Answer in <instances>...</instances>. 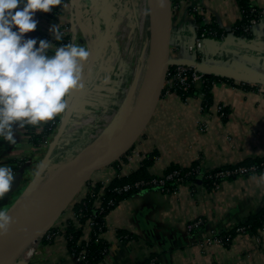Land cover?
Instances as JSON below:
<instances>
[{
  "label": "crops",
  "instance_id": "crops-1",
  "mask_svg": "<svg viewBox=\"0 0 264 264\" xmlns=\"http://www.w3.org/2000/svg\"><path fill=\"white\" fill-rule=\"evenodd\" d=\"M252 2L264 9V0ZM194 8L204 23L215 22L227 30L241 17L238 0H172L170 61L196 64L201 74L232 82L214 83L208 108L203 104V92L184 100L177 93L164 92L139 142L126 154L127 161L120 159L118 164L100 168L101 174L93 181L108 184L118 170L130 173L153 150L159 152L150 168L155 175H162L172 163L186 167L197 162L201 172H209L247 157L264 156V14L252 25L249 37L229 31L220 37L202 36L198 41L200 23ZM66 9L62 13L56 5L47 13L37 10L36 30L25 33L46 38L50 24L68 21L72 39L90 51L83 88L66 98L68 105L81 93L61 148L78 130L75 126L81 119L99 108L121 106V80L126 82L129 77L127 64L117 55L120 47L114 34L119 19L113 15L114 0H68ZM47 124L16 128L15 144L0 138V164L11 166L15 173L9 192L0 198V209L7 211L30 188L47 147L35 145L29 133H39ZM88 142L84 140L81 147ZM263 206L264 173L226 178L213 189L201 183L194 188L183 184L172 192L148 188L124 198L108 214L103 234L108 250L100 264H264V226L256 235L239 232L230 245L216 240L221 232L234 229ZM69 214L65 219L72 218L74 212ZM88 234L85 229V236ZM31 256L32 264H85L68 250L64 233L57 234L52 243L40 241Z\"/></svg>",
  "mask_w": 264,
  "mask_h": 264
},
{
  "label": "clouds",
  "instance_id": "clouds-1",
  "mask_svg": "<svg viewBox=\"0 0 264 264\" xmlns=\"http://www.w3.org/2000/svg\"><path fill=\"white\" fill-rule=\"evenodd\" d=\"M60 4L61 0H0V138L10 144L16 143V128L55 119L66 111L69 93L83 88L84 64L90 56L84 43L73 38L53 49L48 38L25 35L39 24L37 10L47 13ZM47 31L52 40L63 41L57 23ZM45 167L39 163L34 175L38 177ZM14 178L13 168L0 164V198L9 192ZM13 222L0 209V235Z\"/></svg>",
  "mask_w": 264,
  "mask_h": 264
},
{
  "label": "water",
  "instance_id": "water-1",
  "mask_svg": "<svg viewBox=\"0 0 264 264\" xmlns=\"http://www.w3.org/2000/svg\"><path fill=\"white\" fill-rule=\"evenodd\" d=\"M149 6L152 37L149 57L152 59L154 56V62L148 65L146 70L142 85L143 92L137 106L130 114L122 115L107 123L99 139L90 142L64 166L55 171L50 178L43 180L44 172L52 166L56 149L60 146L64 133L74 116V110L81 96L80 92L76 93L67 105L51 143L41 159L46 167L38 177L36 176L31 181L27 193L7 210L14 222L5 234L0 235V250L34 218L53 211L60 204L66 205L68 200L74 194L76 195L100 168L120 160L142 137L163 96L165 82L172 64L170 61L173 27L172 0H149ZM140 74L139 67L134 83L138 82ZM63 210L64 208L60 213ZM51 226L52 222L30 235L22 243L19 254Z\"/></svg>",
  "mask_w": 264,
  "mask_h": 264
},
{
  "label": "trees",
  "instance_id": "trees-1",
  "mask_svg": "<svg viewBox=\"0 0 264 264\" xmlns=\"http://www.w3.org/2000/svg\"><path fill=\"white\" fill-rule=\"evenodd\" d=\"M239 10L241 11V17L236 21L230 30L220 27L217 23L213 22L206 24L203 22L202 15L196 10V19L200 23L197 29L199 36H222L226 32H232L238 36H251L252 20L259 18L261 10L259 7L253 4L252 0H238ZM248 27V28H247ZM51 52V50H50ZM173 65L170 67V71L173 70ZM220 76L213 74H203L202 78L195 81L187 90L176 88V93L184 100L188 97L194 96L199 92L204 93V106L209 107L213 102V86L218 80H226ZM227 79L226 81H228ZM231 83L232 81L229 80ZM246 88H255L244 84ZM58 120L60 121V117ZM47 125L43 131L34 132L30 134L31 139L35 145H39L46 135L51 134ZM125 153L121 158L127 161ZM159 152L153 150L144 156L141 164L138 168L132 170L130 173L122 174L119 170L117 175L114 176L108 184L103 183L101 180L93 183V180H89V191L84 197L76 203V220L81 225H77L72 219H67L64 222L63 231L58 227H50L42 237V241L45 243H52L54 237L63 233L66 236L67 248L74 255L83 252L85 264H100L102 259L106 256L108 250V242L103 237V234L107 231L106 219L110 211L119 204L124 198L131 196L132 194L147 190L148 188H163L166 192H172L176 190L180 185L186 184L194 188L198 183L204 184L209 189L215 188L221 183L223 179L233 178L237 176H244L251 174L252 172L264 173V156L247 157L244 161L235 165H224L220 168L213 169L209 172H201L198 168L197 162L190 166H181L178 163H172L162 175L152 174L150 168L155 163ZM119 162L117 161L116 164ZM247 167V171L242 174H228L218 175L222 171H233L238 167ZM177 170L178 174L167 178L173 171ZM163 181V182H162ZM125 185H129L128 189H124ZM105 189L103 193L101 190ZM90 218L93 222L91 229L89 230V239L84 238L85 228L82 224ZM264 226V206L251 214L241 222L234 229L230 231H223L219 236L222 238L226 245H230L233 238L239 234V229L244 227V232L250 235H256ZM151 260V258H150ZM142 264H151V261L143 262Z\"/></svg>",
  "mask_w": 264,
  "mask_h": 264
},
{
  "label": "rangeland",
  "instance_id": "rangeland-1",
  "mask_svg": "<svg viewBox=\"0 0 264 264\" xmlns=\"http://www.w3.org/2000/svg\"><path fill=\"white\" fill-rule=\"evenodd\" d=\"M115 2V10H113V15L116 19H119L118 29L114 34L115 41L117 42V46L120 47L118 49V57L121 59L122 62L127 64L129 69V77L125 80H121L122 82V90L123 96L121 99L125 100L126 102L123 103V100L120 102L121 106L115 105L111 108H106L103 110L99 108L95 110V112L91 113L90 116L84 117L81 119L80 124L75 126L74 135H71V138H68L67 144H65L62 148L58 147L56 149L55 157L53 160V164L51 167L45 170L43 175V180H47L50 178L55 171L60 169L64 164H66L71 158H73L80 150H82L86 145L90 142L99 139L101 137V132L104 126L119 118L122 115H127L132 112L133 107V100L132 95L134 92V80L135 75L140 67L141 74L144 70L145 62L146 69L149 64V55L152 48V37H151V12L149 6V0H114ZM148 10V12H147ZM120 61V62H121ZM121 62V63H122ZM140 74V76H141ZM85 126V127H83ZM56 131V130H55ZM54 131V132H55ZM83 131H92L89 135ZM53 132V133H54ZM93 135V136H90ZM53 138V134H52ZM84 140H88L86 145L81 147ZM140 138L136 142H139ZM135 144V145H136ZM134 145V146H135ZM80 148V149H79ZM122 160V158H121ZM123 161V160H122ZM114 164V163H112ZM98 171L91 179H94L101 173ZM90 179V180H91ZM94 183L97 180L93 181ZM89 182L84 185L77 193L71 197L65 205L64 210L59 213V215L53 220L52 226L58 227L60 230L63 231L64 229V222L67 220L66 213H70L71 216L74 212L72 219L76 217V203L80 201L82 197H84L86 192V187H89ZM89 191V189H88ZM76 220V218H75ZM76 226L78 224L77 220L75 221ZM46 233V231H45ZM43 233V235L45 234ZM42 235L37 238L35 242L29 243V246L25 247L20 254L18 255L19 258L16 260L15 264H32L33 256L31 253L34 251V246L38 245L40 241H42ZM29 252V253H28ZM74 253H72L73 255ZM77 257V255H75ZM80 253H78V257ZM77 257V258H78Z\"/></svg>",
  "mask_w": 264,
  "mask_h": 264
},
{
  "label": "built area",
  "instance_id": "built-area-1",
  "mask_svg": "<svg viewBox=\"0 0 264 264\" xmlns=\"http://www.w3.org/2000/svg\"><path fill=\"white\" fill-rule=\"evenodd\" d=\"M67 1L68 0H61V4L57 5L59 6L60 10H62V13L64 10H67ZM194 10L199 11L197 8H194ZM264 14V9L261 10V15ZM260 15V16H261ZM259 18H254L252 20V25L258 20ZM58 26L60 27L61 31L64 33V38L63 41H54L52 40L51 35L49 34L48 38L50 41L53 42V49L54 47L59 44V43H63V42H67L69 40H72V36H73V28L70 22L66 21V22H59L57 23ZM252 27V26H251ZM248 28V27H247ZM201 36H199V38L197 39L198 41L200 40ZM52 51V49H50ZM171 65H173V70H169V73L167 75V79L165 82V90L164 92L170 93V92H174L176 93V88H181L183 90H187L192 83H194L195 81H198L202 78L203 74H201L198 71V67L196 64L193 65H185L182 63H172ZM188 99V98H186ZM219 108H221V106H219ZM222 109V108H221ZM60 121L58 120V117H56L53 120L48 121L49 127L48 129L51 131V134L46 135L43 140L41 141V143L38 145L39 147H47L49 146V144L51 143L52 140V134H54L53 132L57 129L58 125H59ZM247 167H238L233 171H222L220 172L218 175H228V174H242L245 171H247ZM178 174V171L175 170L172 172V174L168 175L167 178H172V176ZM163 182V181H162ZM129 185H125L124 189H128ZM161 190L165 191L163 188H161ZM105 192V189L103 190V193ZM92 220L90 218H88V220H86V222L83 225V227L89 231L92 227ZM77 225H81L79 222ZM240 231H244V228L239 229ZM64 233V232H63ZM84 238H86L87 240L89 239V235L84 236ZM216 240L218 242H222V238L220 237H216ZM78 257V255H77ZM80 259H84V255L83 252H80Z\"/></svg>",
  "mask_w": 264,
  "mask_h": 264
},
{
  "label": "bare ground",
  "instance_id": "bare-ground-1",
  "mask_svg": "<svg viewBox=\"0 0 264 264\" xmlns=\"http://www.w3.org/2000/svg\"><path fill=\"white\" fill-rule=\"evenodd\" d=\"M147 1V0H146ZM148 12V10H147ZM154 62V56L153 58L149 59V64L151 65ZM146 62L144 65V70L142 71L141 76L139 77V80L137 83H134L135 87L134 92L132 95V100H133V107L134 109L141 96H142V89H143V81H144V76L146 73ZM148 68V67H147ZM64 204H60L56 206L53 211L49 213L42 214L36 218H34L28 226H26L24 229L19 231L17 235H15L10 242L6 244L5 247H3L0 250V264H15L16 260L19 258L18 254L21 249L22 243L29 238L30 235H32L35 231L40 229L41 227L53 222V220L59 215L60 211L65 208ZM43 236V235H42ZM29 253V252H28ZM21 255V254H20Z\"/></svg>",
  "mask_w": 264,
  "mask_h": 264
}]
</instances>
